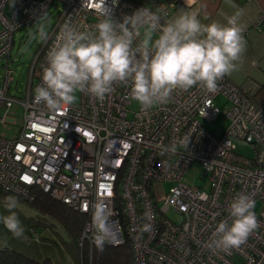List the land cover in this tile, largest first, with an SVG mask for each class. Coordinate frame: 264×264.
<instances>
[{
	"label": "built area",
	"instance_id": "2783aa9c",
	"mask_svg": "<svg viewBox=\"0 0 264 264\" xmlns=\"http://www.w3.org/2000/svg\"><path fill=\"white\" fill-rule=\"evenodd\" d=\"M179 1L0 0V109L13 103L24 109L16 136L0 137V188L29 202L31 190L40 189L85 216L77 241L81 249L95 243L91 221L94 207L102 205L111 228L104 245L129 242L134 264H264V108L249 86L223 74L213 90L201 83L176 88L167 102L148 108L132 97L130 83L119 80L103 99L78 90L77 101L55 110L34 98L47 51L64 23L94 33L107 14L121 21L141 7L157 11L165 23ZM52 8L54 25L38 47L18 101L11 92L13 36ZM255 26H264V12ZM144 31L141 26L133 47ZM218 97L222 110L215 104ZM219 117L226 125L215 136L205 123ZM236 140L248 144L253 155L235 153ZM195 164L198 184L185 180ZM164 183L170 184L167 189ZM239 192L254 200L257 227L239 246L209 247L216 223L231 222L227 206ZM145 222L151 224L148 231L141 230Z\"/></svg>",
	"mask_w": 264,
	"mask_h": 264
},
{
	"label": "clouds",
	"instance_id": "9594fccd",
	"mask_svg": "<svg viewBox=\"0 0 264 264\" xmlns=\"http://www.w3.org/2000/svg\"><path fill=\"white\" fill-rule=\"evenodd\" d=\"M239 15L237 11L227 16L224 23H202L196 11L180 9L160 23L157 11L141 7L121 21L107 14L98 20L94 33L66 22L47 51L43 83L36 86L34 98L55 110L62 104H71L77 90L87 89L103 99L113 82L119 80L130 83L132 97L148 108L167 102L176 88L201 83L213 90L219 77L237 67L236 61L244 50ZM141 26L144 35L133 47ZM40 31L44 35L43 25ZM18 203L14 194L0 199V224L15 236L24 233L16 211ZM227 211L231 222L221 219L216 223L207 242L209 247L228 250L239 246L257 227L254 200L248 193H237ZM91 222L94 241L102 248L111 236L108 213L102 205L94 207ZM150 228L151 224L145 222L141 230Z\"/></svg>",
	"mask_w": 264,
	"mask_h": 264
},
{
	"label": "rangeland",
	"instance_id": "374dc122",
	"mask_svg": "<svg viewBox=\"0 0 264 264\" xmlns=\"http://www.w3.org/2000/svg\"><path fill=\"white\" fill-rule=\"evenodd\" d=\"M10 8L7 6L6 11ZM51 12H56L52 8L47 14L35 23L29 24L16 31L13 36V45L9 57L10 68L14 71L15 82L11 88V92L20 101L25 93L28 74L34 62V56L38 47L45 41L47 34L54 25V19L51 17ZM44 26V35L41 34L40 26ZM2 69L0 68V74ZM79 91L75 95V101L78 100ZM215 104L222 110L224 108V100L218 97ZM136 104L132 105L134 109ZM24 109L21 104L13 103V105L5 110L0 109V118L5 117L4 121H0V137L4 139H12L16 136L19 128L23 123ZM225 120L219 117L216 120L205 123L209 132L215 136H220L225 128ZM235 153L244 157H251L253 155L252 149L244 142L235 141ZM200 172V167L195 164L185 174V180L189 183L198 184L197 178ZM169 183H164L163 187L167 189ZM8 195V194H7ZM5 195L0 193V199ZM19 203L16 211L21 219V222L28 225H39V229L47 227L52 239L46 242L49 249V256L44 261L46 264H80L78 261L79 251L75 244H73L68 233L56 223L51 217H43L29 202L18 198ZM41 216V217H40ZM45 218V219H44ZM43 224V226H41ZM46 224V225H45ZM53 224V226H51ZM47 225H50L49 227ZM45 243V242H44Z\"/></svg>",
	"mask_w": 264,
	"mask_h": 264
},
{
	"label": "crops",
	"instance_id": "0c3cea01",
	"mask_svg": "<svg viewBox=\"0 0 264 264\" xmlns=\"http://www.w3.org/2000/svg\"><path fill=\"white\" fill-rule=\"evenodd\" d=\"M180 9L196 11L202 23L212 20L224 23L227 16L239 11L237 23L242 29L245 47L236 61L237 67L225 76L236 85L249 86L256 93L264 85V26H255L260 13L264 12V0H180L173 6L166 21ZM22 224L24 233L21 236L13 235L0 224V250H10L41 264L50 255L46 242L53 240L52 236L47 227L36 228L38 233L34 235L32 226Z\"/></svg>",
	"mask_w": 264,
	"mask_h": 264
},
{
	"label": "trees",
	"instance_id": "16d2710c",
	"mask_svg": "<svg viewBox=\"0 0 264 264\" xmlns=\"http://www.w3.org/2000/svg\"><path fill=\"white\" fill-rule=\"evenodd\" d=\"M131 1L142 5H147L149 2V0ZM254 98L256 102L264 108V85H262L254 94ZM0 193L5 196L9 194L1 188ZM31 195L33 200L27 202H29V204H31L43 217H51L56 223L60 224V226L71 237L73 244L78 248V261L80 264H134L131 246L127 241L118 247H111L103 244V247L101 248L96 243H94L92 247L84 244V247L81 249L77 241L86 222V217L67 207L60 201L51 198L47 193L40 189H32ZM30 226L33 227V233L36 235L38 233L36 228H38L39 225ZM41 226H43V224ZM47 226L49 227L50 225ZM51 226H53V224H51ZM89 249H91V253H89ZM0 264L39 263L33 262L10 250L3 249L0 250ZM41 264L46 263L42 262Z\"/></svg>",
	"mask_w": 264,
	"mask_h": 264
}]
</instances>
